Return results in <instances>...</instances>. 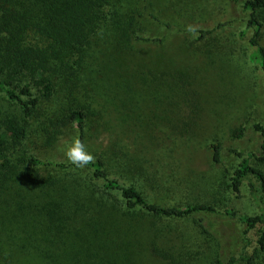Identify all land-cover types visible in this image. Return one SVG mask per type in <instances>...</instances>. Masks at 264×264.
I'll return each mask as SVG.
<instances>
[{"label":"trees","instance_id":"trees-1","mask_svg":"<svg viewBox=\"0 0 264 264\" xmlns=\"http://www.w3.org/2000/svg\"><path fill=\"white\" fill-rule=\"evenodd\" d=\"M122 6V0H0V101L13 107L0 119V264H139L138 236L152 229L144 220L192 219L206 232L204 221L218 215L238 217L247 241L248 233L256 234V247L227 259L219 255L214 264H255L264 256V170L256 163L264 160V141L260 157L232 149L240 160L229 188L237 197L248 188L257 208L252 213L154 201L107 150L84 169L23 151L34 123L48 147L69 128L86 147L95 131L110 128L100 118L103 95L113 94H105L101 81L117 86L126 69L155 72L134 55L138 44L162 46L165 36L141 35L134 9ZM241 6L253 31L250 60L264 70V0H242ZM255 127L264 135V126ZM243 130L234 134L241 138ZM210 147L221 162L222 144Z\"/></svg>","mask_w":264,"mask_h":264},{"label":"rangeland","instance_id":"rangeland-1","mask_svg":"<svg viewBox=\"0 0 264 264\" xmlns=\"http://www.w3.org/2000/svg\"><path fill=\"white\" fill-rule=\"evenodd\" d=\"M122 2V10L134 9L141 35L165 40L162 46L137 45L134 56L140 66L152 65L153 74L121 64L126 69L119 76L121 84L101 81L108 87L105 94H113L103 95L100 118L110 128L90 135L86 149L93 155L112 152L131 181L154 201L207 202L220 209L234 206L242 213L254 212L257 208L246 186L240 197L229 188L240 160L232 149L260 157L264 141L255 127L264 126V70L249 57L253 31L247 28L242 0ZM189 25L195 32L187 31ZM88 89L98 99L93 88ZM11 109L0 101V119ZM239 127L244 128L241 138L234 134ZM31 130L23 151L43 159L67 160V147L79 139V131L69 128L48 147L35 123ZM213 142L222 144L219 163L213 160ZM256 161L264 170V160ZM143 225L152 229L138 236L143 243L139 264H214L219 255L227 259L256 247V234L248 233L247 241L245 224L229 215L204 221L206 232L192 219L155 218ZM154 246L166 256L154 253ZM255 264H264V256Z\"/></svg>","mask_w":264,"mask_h":264},{"label":"clouds","instance_id":"clouds-1","mask_svg":"<svg viewBox=\"0 0 264 264\" xmlns=\"http://www.w3.org/2000/svg\"><path fill=\"white\" fill-rule=\"evenodd\" d=\"M187 31L189 33L195 32L194 26H187ZM65 156L67 161L78 169H84L95 160L94 155L86 149L85 144L79 139L73 140L71 145L67 147Z\"/></svg>","mask_w":264,"mask_h":264}]
</instances>
